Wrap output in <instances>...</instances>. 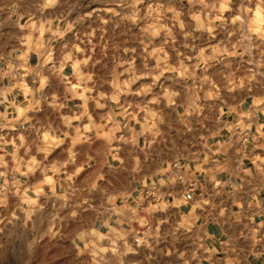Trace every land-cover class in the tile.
Wrapping results in <instances>:
<instances>
[{
    "label": "clouds",
    "instance_id": "obj_1",
    "mask_svg": "<svg viewBox=\"0 0 264 264\" xmlns=\"http://www.w3.org/2000/svg\"><path fill=\"white\" fill-rule=\"evenodd\" d=\"M0 264H264V0H0Z\"/></svg>",
    "mask_w": 264,
    "mask_h": 264
}]
</instances>
